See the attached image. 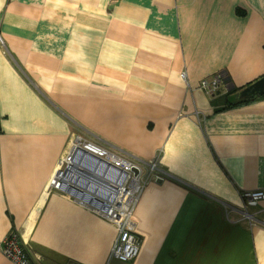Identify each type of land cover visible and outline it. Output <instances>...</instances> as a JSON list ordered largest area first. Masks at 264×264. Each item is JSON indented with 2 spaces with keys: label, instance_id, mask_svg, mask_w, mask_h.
I'll list each match as a JSON object with an SVG mask.
<instances>
[{
  "label": "crops",
  "instance_id": "1",
  "mask_svg": "<svg viewBox=\"0 0 264 264\" xmlns=\"http://www.w3.org/2000/svg\"><path fill=\"white\" fill-rule=\"evenodd\" d=\"M261 77L264 0H0V246L14 231L32 264H264V201L255 223L239 212L264 190V95L240 96ZM76 136L169 174L134 206L132 261L49 187Z\"/></svg>",
  "mask_w": 264,
  "mask_h": 264
},
{
  "label": "built area",
  "instance_id": "2",
  "mask_svg": "<svg viewBox=\"0 0 264 264\" xmlns=\"http://www.w3.org/2000/svg\"><path fill=\"white\" fill-rule=\"evenodd\" d=\"M182 77L185 78V73H182ZM220 83L221 77L218 75L211 81H202L200 85L207 92L214 93ZM194 115L200 118V112L194 111ZM76 152L90 154L101 164L100 172L108 177L104 181L102 191H96L92 201H83L81 196L68 193L63 188L67 183H64L61 176L64 173L70 174L69 167L73 163H75L73 166H77ZM63 163L65 166L60 169ZM168 176L167 171L159 164L158 155L149 160H140L110 145L98 143L85 136H76L52 176L50 185L110 223L116 230L110 257L127 262L138 255L140 247V237L135 232L132 212L141 191L149 181L163 180ZM241 197L243 205L239 210L241 218L247 219L251 224L255 223L257 221L255 213H251L249 209L264 201V190L243 191ZM0 250L13 264H32L19 235L14 231L4 237Z\"/></svg>",
  "mask_w": 264,
  "mask_h": 264
},
{
  "label": "bare ground",
  "instance_id": "3",
  "mask_svg": "<svg viewBox=\"0 0 264 264\" xmlns=\"http://www.w3.org/2000/svg\"><path fill=\"white\" fill-rule=\"evenodd\" d=\"M76 158L75 162L77 166H73L75 163L72 162L73 164L69 167L71 175L64 173L61 177L64 179V183H68L67 187L71 191H74V195L80 193L83 201H92L95 192L102 191L104 181L108 177L106 174L100 172L102 169L101 165L94 167L89 163L88 159L92 158L90 154H78ZM73 175L76 177L74 178Z\"/></svg>",
  "mask_w": 264,
  "mask_h": 264
},
{
  "label": "water",
  "instance_id": "4",
  "mask_svg": "<svg viewBox=\"0 0 264 264\" xmlns=\"http://www.w3.org/2000/svg\"><path fill=\"white\" fill-rule=\"evenodd\" d=\"M262 95H264V77L259 78L258 80L254 81L253 83H251L250 85H248L247 87H245L244 89L240 91V96L244 99H253L257 96H262ZM76 154L78 157V154H84V152H76ZM88 161L94 167H96V165H99V166L101 165L98 163L97 160L93 158L88 159ZM67 186H68V183L63 187L65 191L74 195V191H71L69 187ZM75 195L81 196L80 193L75 194Z\"/></svg>",
  "mask_w": 264,
  "mask_h": 264
},
{
  "label": "trees",
  "instance_id": "5",
  "mask_svg": "<svg viewBox=\"0 0 264 264\" xmlns=\"http://www.w3.org/2000/svg\"><path fill=\"white\" fill-rule=\"evenodd\" d=\"M236 90V88H233L231 91H235ZM215 102V101H214ZM244 102H246V100H241V101H238V102H236V103H232V102H230V101H227L226 103H225V107H232V106H235V105H237V104H239V103H244Z\"/></svg>",
  "mask_w": 264,
  "mask_h": 264
},
{
  "label": "rangeland",
  "instance_id": "6",
  "mask_svg": "<svg viewBox=\"0 0 264 264\" xmlns=\"http://www.w3.org/2000/svg\"><path fill=\"white\" fill-rule=\"evenodd\" d=\"M65 166V164L63 163V165L61 166V168L60 169H62L63 167ZM72 182H73V180H72ZM50 188H53L51 185L49 186ZM62 192V191H61ZM62 193H64V192H62ZM65 194V193H64Z\"/></svg>",
  "mask_w": 264,
  "mask_h": 264
}]
</instances>
